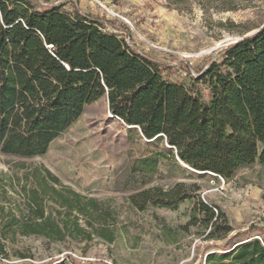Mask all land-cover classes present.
Wrapping results in <instances>:
<instances>
[{
    "label": "trees",
    "instance_id": "16d2710c",
    "mask_svg": "<svg viewBox=\"0 0 264 264\" xmlns=\"http://www.w3.org/2000/svg\"><path fill=\"white\" fill-rule=\"evenodd\" d=\"M165 1L172 5L182 0ZM70 4L68 11L62 0H0L1 154L44 156L86 107L105 98L109 112L125 128L137 129L146 142L163 141L193 173L228 182L242 169L264 166V23L199 68L179 61L178 69L191 77L192 86L186 88L168 79L170 65L107 31L129 38L126 26ZM141 164L154 170L152 159ZM200 190L196 183L179 182L167 190H141L130 201L139 211L149 206L175 211L190 202L184 229L201 226L206 241L226 239L233 230L225 214L201 200ZM80 199L70 192L62 203L93 218L97 201L82 204ZM5 227L13 229L9 235L55 242L81 233L76 223L70 229L53 220L34 193L27 216L10 214ZM253 230L258 238L238 241L247 233L232 235L223 254H208L204 264H264V221Z\"/></svg>",
    "mask_w": 264,
    "mask_h": 264
},
{
    "label": "rangeland",
    "instance_id": "374dc122",
    "mask_svg": "<svg viewBox=\"0 0 264 264\" xmlns=\"http://www.w3.org/2000/svg\"><path fill=\"white\" fill-rule=\"evenodd\" d=\"M62 2L68 11L75 3L85 14L126 26L129 38L107 31L170 65L168 79L186 88L192 86L191 77L178 69L179 61L199 68L264 23V0ZM197 88L206 94L202 84ZM172 154L163 141L146 142L137 129L125 128L109 112L105 98L86 107L44 156L27 159L0 153V264H204L208 254H223L232 235L247 233L238 241L258 238L253 228L264 221V166L242 169L233 180L222 182L193 173ZM143 159L154 161L152 172L142 168ZM179 182L199 185L200 199L225 214L233 230L226 239L206 241L201 226L184 229L190 202L175 211L150 206L139 211L130 201L141 190H167ZM70 192L79 194L82 204L97 201L93 218L63 205L62 197ZM33 193L53 220L70 229L76 223L81 233L62 242L9 235L13 229L5 226L10 214L26 217Z\"/></svg>",
    "mask_w": 264,
    "mask_h": 264
},
{
    "label": "built area",
    "instance_id": "2783aa9c",
    "mask_svg": "<svg viewBox=\"0 0 264 264\" xmlns=\"http://www.w3.org/2000/svg\"><path fill=\"white\" fill-rule=\"evenodd\" d=\"M220 179V178H219ZM222 182H223V180L222 179H220Z\"/></svg>",
    "mask_w": 264,
    "mask_h": 264
}]
</instances>
